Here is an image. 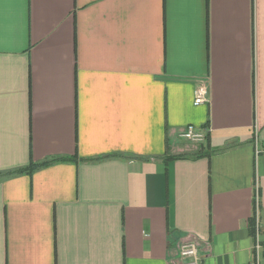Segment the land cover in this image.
I'll list each match as a JSON object with an SVG mask.
<instances>
[{"label":"crops","instance_id":"crops-1","mask_svg":"<svg viewBox=\"0 0 264 264\" xmlns=\"http://www.w3.org/2000/svg\"><path fill=\"white\" fill-rule=\"evenodd\" d=\"M255 137L264 0H0V264H264Z\"/></svg>","mask_w":264,"mask_h":264},{"label":"built area","instance_id":"built-area-1","mask_svg":"<svg viewBox=\"0 0 264 264\" xmlns=\"http://www.w3.org/2000/svg\"><path fill=\"white\" fill-rule=\"evenodd\" d=\"M206 88L200 87L195 91L193 105L202 106L207 103ZM179 138L193 144H199L205 141L206 134L195 130L194 127H186L180 134ZM254 149L256 157L264 152V149L260 148L257 141V137L254 138ZM257 248H259L257 246ZM179 264H202L201 258L199 257L197 246L193 242H184L180 244L179 250Z\"/></svg>","mask_w":264,"mask_h":264},{"label":"trees","instance_id":"trees-1","mask_svg":"<svg viewBox=\"0 0 264 264\" xmlns=\"http://www.w3.org/2000/svg\"><path fill=\"white\" fill-rule=\"evenodd\" d=\"M37 166L36 165H31L29 168H28V170L30 169V170H33V169H35Z\"/></svg>","mask_w":264,"mask_h":264}]
</instances>
